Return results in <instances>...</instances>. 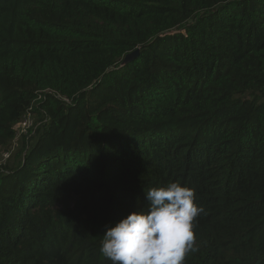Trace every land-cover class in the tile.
<instances>
[{"label":"trees","instance_id":"obj_1","mask_svg":"<svg viewBox=\"0 0 264 264\" xmlns=\"http://www.w3.org/2000/svg\"><path fill=\"white\" fill-rule=\"evenodd\" d=\"M31 106L0 264H111L104 232L174 181L206 213L185 264H264V0H0V160Z\"/></svg>","mask_w":264,"mask_h":264},{"label":"clouds","instance_id":"obj_2","mask_svg":"<svg viewBox=\"0 0 264 264\" xmlns=\"http://www.w3.org/2000/svg\"><path fill=\"white\" fill-rule=\"evenodd\" d=\"M147 210L133 211L104 232L101 254L111 264H185L196 246V190L179 181L145 190Z\"/></svg>","mask_w":264,"mask_h":264},{"label":"built area","instance_id":"obj_3","mask_svg":"<svg viewBox=\"0 0 264 264\" xmlns=\"http://www.w3.org/2000/svg\"><path fill=\"white\" fill-rule=\"evenodd\" d=\"M46 92H49L52 95H55L57 98L64 100L67 103H70L69 98L67 97H61L59 94L55 93L52 90H48ZM38 106V105H37ZM39 107V106H38ZM42 109V107H40ZM43 110V109H42ZM43 112H45L43 110ZM36 110L34 106H31L27 112L23 115L22 119L17 123L15 126V136L13 140V144L10 148L3 150L2 156L3 158L0 160V162H5L11 154L14 152V150L19 145V140L21 138H30L37 130V128L42 124V121L45 122L46 118L41 120L38 119L36 116Z\"/></svg>","mask_w":264,"mask_h":264},{"label":"water","instance_id":"obj_4","mask_svg":"<svg viewBox=\"0 0 264 264\" xmlns=\"http://www.w3.org/2000/svg\"><path fill=\"white\" fill-rule=\"evenodd\" d=\"M138 53H139V49H137L135 52L127 55L125 58V61H130V60L134 59L136 56H138Z\"/></svg>","mask_w":264,"mask_h":264},{"label":"rangeland","instance_id":"obj_5","mask_svg":"<svg viewBox=\"0 0 264 264\" xmlns=\"http://www.w3.org/2000/svg\"><path fill=\"white\" fill-rule=\"evenodd\" d=\"M32 137H34V136H31L30 138H27V139H31ZM23 139H24V137L23 138H21L20 140H19V145H18V147H17V149L16 150H18L21 146H22V143H23ZM8 150V149H7Z\"/></svg>","mask_w":264,"mask_h":264}]
</instances>
